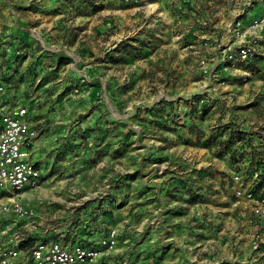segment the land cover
I'll use <instances>...</instances> for the list:
<instances>
[{
  "label": "rangeland",
  "instance_id": "rangeland-1",
  "mask_svg": "<svg viewBox=\"0 0 264 264\" xmlns=\"http://www.w3.org/2000/svg\"><path fill=\"white\" fill-rule=\"evenodd\" d=\"M179 2L0 0V80L8 100L30 105L45 142L33 155L43 158L40 184L23 193L37 211L26 222L34 237L48 232L89 243L112 224L119 239L106 259L115 257L119 246L137 249L141 227L154 225L157 212L137 207L149 198L140 191L173 189L179 192L162 198L190 200L193 225L209 227L210 238L190 251H232L239 262L247 255L250 214L232 189L234 167L214 166L212 149L199 148L213 142L215 154L236 158L232 150L243 133L264 128V74L257 83L247 81L240 65L221 72L227 81L218 93L226 99L202 106L195 93L209 83L200 69L207 49L204 39L186 32L188 15ZM187 97L199 104L194 115L182 104ZM222 107L228 117H221ZM213 122L236 128L218 139L204 137ZM200 214L207 223L197 222ZM83 221L94 226L92 233L79 230Z\"/></svg>",
  "mask_w": 264,
  "mask_h": 264
},
{
  "label": "built area",
  "instance_id": "built-area-1",
  "mask_svg": "<svg viewBox=\"0 0 264 264\" xmlns=\"http://www.w3.org/2000/svg\"><path fill=\"white\" fill-rule=\"evenodd\" d=\"M232 5L238 11L226 21L225 30L214 42L206 35L216 29L213 18L202 23L208 26L202 32L207 54L200 60V69L209 83L195 94L205 108L226 99L218 93L217 86L227 81L221 72H229L263 53L264 74V0H225L226 9ZM223 36L227 38L221 40ZM7 96V87L0 80V233L4 237L0 264H115L112 258H106L118 244L116 227H108L99 239L89 243L62 234L47 236L48 232L44 238L33 236L26 222L35 220L37 211L25 201L23 193L37 187L42 178V168L33 160L40 129L30 114V105L18 99L12 103ZM246 142L247 137H243L238 141L240 147L233 145L236 160L231 177L235 197L249 211L253 247L258 248L264 245V158L254 169L243 168L241 153Z\"/></svg>",
  "mask_w": 264,
  "mask_h": 264
},
{
  "label": "crops",
  "instance_id": "crops-1",
  "mask_svg": "<svg viewBox=\"0 0 264 264\" xmlns=\"http://www.w3.org/2000/svg\"><path fill=\"white\" fill-rule=\"evenodd\" d=\"M179 4L183 9V12L188 15L186 24H185V30L187 33H191L196 35L197 40L200 41L202 38V32L208 27L203 22L208 21L207 19L210 18V16L213 18V22L215 24V31L212 33L206 34L207 37H210L212 42L215 41L217 37H220L219 34L221 33L222 29L225 30V23L226 21L236 14L238 9L236 8V5H232L231 9L224 6L225 0H179ZM214 9V10H212ZM198 11L199 14L197 15V18H194L195 11ZM189 13V14H188ZM211 29V28H210ZM227 37L223 36L224 40ZM264 52V51H263ZM263 54V53H261ZM259 54L253 59L249 60L248 62H245L240 65V72L242 74L249 72V78L247 81L249 82H262V73H261V66L263 62L262 55ZM260 76L261 78H259ZM245 77H248L245 75ZM264 81V80H263ZM193 93V92H192ZM192 93H186L185 95H191ZM194 94V93H193ZM189 95V96H190ZM184 106H186V112L190 110L192 112V115L199 110V104L196 102V99L187 97L186 102L182 103ZM192 108V109H191ZM223 110L222 118L228 117L229 113H225V109L223 107L220 109V111ZM244 111V110H243ZM216 113L213 114V118L211 119L216 120L217 119ZM220 118L219 120H222ZM219 124V123H218ZM221 124V122H220ZM217 126V124H216ZM214 125V122L211 124L210 127L206 128V132L204 137H207L209 134H213L212 138L218 139L222 135L227 136L229 130H234L236 127H216ZM259 126H253L250 127V129H247V133H243L245 135L244 137H247L246 144L243 145L244 152L241 153L243 156L242 158V167L243 168H250L254 169L256 164L261 161L262 158H264V128H258ZM264 127V126H263ZM231 128V129H230ZM234 128V129H233ZM232 130L230 131V134L232 133ZM235 133V132H233ZM39 137V136H38ZM36 139L35 142V151L39 150V148L42 146V144H45V142L42 140V138ZM214 138V139H215ZM213 139V140H214ZM212 140V141H213ZM221 140V139H220ZM240 141V140H238ZM237 141V143H238ZM235 143V142H234ZM234 143L232 145H234ZM199 148V147H198ZM212 149V155L213 157L209 160L214 164V166H219L222 162L224 163L223 167L228 169H231L233 165V162L230 163L228 160H223L224 158L231 159L232 161H235L236 158H233L229 155H226L224 158L220 154H215V144H212L210 146H204L199 149ZM38 153V152H37ZM231 153V152H230ZM39 155V154H36ZM255 156V157H254ZM257 157V159H256ZM258 157H260L258 159ZM255 159V161H253ZM34 160V159H33ZM42 160L43 158L39 157L35 158V162L38 166H42ZM42 168V167H41ZM230 177L232 176V171L229 170ZM215 173H218L215 171ZM232 178V177H231ZM234 182L232 181V189L234 191ZM169 192H179L177 190L173 189H161V188H153V189H147L144 191H140V195H143L145 197H149L147 200L140 201L137 205L139 208V211H145L149 209H153L156 211V215L153 216L154 218V225L150 227V229H144V227H140L141 230L138 232L139 235H142V237H139L140 243L138 244L137 249L133 247L126 248V247H120L115 250L116 255H113L115 257H110L113 259V261H116L115 258L118 259V262L121 264L123 259L129 260L130 263L133 264H141L143 261H150L151 264H241V262H248L246 264H264V245H262L254 254L252 253L254 250L253 242H252V230L253 226L248 224V235L246 232L245 242L248 247L245 248V257L244 255L241 257L239 261L236 259V256H234L233 252L230 251L226 253L227 255H217L214 256L212 254L210 255H203L202 253L194 252L193 250L190 251L188 247L197 245L200 242H204V240L209 239L210 235L205 236L209 228L206 224L195 227L193 224L195 223L192 218V212H190L188 209L192 204H188L190 200L188 199H166L162 198L164 196H168ZM180 192H184L183 190H180ZM219 192L221 196V191H215ZM25 196H29V193L27 194V191L25 192ZM154 198H150V197ZM202 204V203H201ZM150 213V212H149ZM152 213V212H151ZM150 213V214H151ZM88 215L91 216L89 213ZM87 215V212L84 214L85 221L89 217ZM148 216V215H147ZM199 216L200 223H207L203 218ZM250 217V216H249ZM107 219V214L103 215V217L100 218V220ZM83 221V225L78 226L79 230L86 231L90 230V233H92V226L90 223H86ZM98 223V222H97ZM90 225V226H89ZM112 225V224H111ZM108 225L107 227H115L114 225ZM105 226V229L107 227ZM202 230V231H198ZM92 229V230H91ZM104 229V230H105ZM85 236V235H84ZM83 236V237H84ZM248 236V237H247ZM81 238V237H80ZM219 238V237H218ZM221 240V239H220ZM233 240L229 237L226 243L228 245H232ZM134 249V250H131ZM191 249H193L191 247ZM131 250V251H130ZM150 255L149 258L146 256ZM108 260V259H107ZM226 260V261H225Z\"/></svg>",
  "mask_w": 264,
  "mask_h": 264
}]
</instances>
